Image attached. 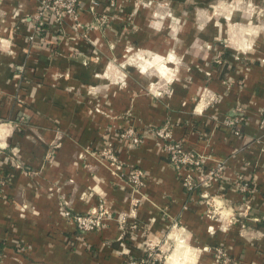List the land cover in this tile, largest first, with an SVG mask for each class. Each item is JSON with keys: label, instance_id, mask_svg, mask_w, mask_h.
<instances>
[{"label": "crops", "instance_id": "obj_1", "mask_svg": "<svg viewBox=\"0 0 264 264\" xmlns=\"http://www.w3.org/2000/svg\"><path fill=\"white\" fill-rule=\"evenodd\" d=\"M41 1L0 0V145L19 164L0 162V264H125L168 242L190 249L184 264H217L213 246L264 264V24L214 14L224 0H152L178 26L155 16L160 5L79 0L80 26L66 20L59 33L37 27ZM233 116L239 134L223 123ZM165 124L205 167L224 164L209 188L214 217L160 141L119 137ZM108 143L119 167L98 155ZM129 168L143 172L137 191ZM100 205L112 217L90 232L60 212Z\"/></svg>", "mask_w": 264, "mask_h": 264}, {"label": "built area", "instance_id": "obj_2", "mask_svg": "<svg viewBox=\"0 0 264 264\" xmlns=\"http://www.w3.org/2000/svg\"><path fill=\"white\" fill-rule=\"evenodd\" d=\"M91 3L94 0H90ZM116 0H110V4L114 5ZM79 0H42L40 10L36 15L38 28L43 29L47 26L54 30V32L60 33L61 27L64 22L70 21L73 28L80 26L79 21ZM52 32V31H51ZM32 39L33 37H29ZM240 114V113H236ZM239 117L233 116L227 118L223 123L232 127L235 134H239L240 122ZM260 127L264 128V117L260 120ZM149 134L160 141L162 150L167 156L168 163L176 171L177 177L187 192L195 190L199 191V196L207 206L208 213L211 217H214L215 206L212 199L209 188L213 183L220 180L224 175V164L217 162L215 165L207 168L204 166L205 156L197 153L193 150L184 147L183 142L178 139H174L172 136V130L169 125H162L151 130L137 131L132 127H127L119 134L121 139H124L129 145H138L144 140V134ZM99 157H101L110 166L119 167L118 158L113 152L111 144H106L98 151ZM2 159L13 162L15 160L14 153H6L5 147L0 145V162ZM15 167H19V164H15ZM123 174L127 183L130 184L133 190L137 191L143 184V172L139 168L125 169ZM235 188L241 193L250 192V181L244 178L243 175H239L234 181ZM137 200L134 201L135 206ZM135 209H132L134 214ZM63 217L71 220L75 227L81 232H90L101 229L108 219H111L112 215L106 211L101 205L100 208L88 213H72L67 209L60 210ZM134 225L131 228L134 229ZM214 256L217 264H240L238 261L230 258L224 250L219 246L207 247L206 249ZM158 258V253L153 246H149L146 255L138 260H130L125 264H154Z\"/></svg>", "mask_w": 264, "mask_h": 264}, {"label": "rangeland", "instance_id": "obj_3", "mask_svg": "<svg viewBox=\"0 0 264 264\" xmlns=\"http://www.w3.org/2000/svg\"><path fill=\"white\" fill-rule=\"evenodd\" d=\"M121 1H128V0H121ZM194 1V0H193ZM188 3V2H187ZM224 6H222V9L219 8V11L217 12L216 9H214V14L219 13V17L225 18L227 21H231V19H242L245 20V23H253L255 24H264V0H224L223 1ZM166 4L165 2H156L154 3L152 0H135V6L140 8L141 6L148 7V8H154L156 5L157 7L165 8L163 5ZM199 4L197 2H191L192 5V15L195 20L198 21V23L203 21L204 19L200 20V17L196 13V9L199 8ZM204 4V3H203ZM202 5V4H201ZM204 8V5H202ZM188 7V6H187ZM118 9V6L116 7ZM137 8V9H138ZM160 10H154L155 16H160L163 18L166 16V18H169L171 21V24H175L178 26L180 23V18L175 17L172 15L168 8ZM201 8V7H200ZM160 11V12H159ZM223 15V16H222ZM200 22V24H201ZM158 253V258L160 260L156 261V264H170L167 263V260L172 259L171 257L176 258L173 262V264H184L187 260L192 261L191 259H195L194 255L191 254L190 249L188 247H182L179 244H175V242H168L166 245L161 247L158 251L155 250ZM186 251V252H184ZM194 261V260H193Z\"/></svg>", "mask_w": 264, "mask_h": 264}, {"label": "trees", "instance_id": "obj_4", "mask_svg": "<svg viewBox=\"0 0 264 264\" xmlns=\"http://www.w3.org/2000/svg\"><path fill=\"white\" fill-rule=\"evenodd\" d=\"M154 264H156V262Z\"/></svg>", "mask_w": 264, "mask_h": 264}]
</instances>
